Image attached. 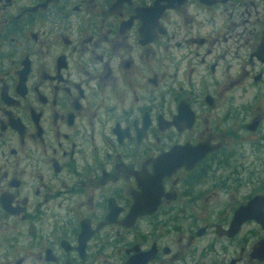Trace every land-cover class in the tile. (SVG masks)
Wrapping results in <instances>:
<instances>
[{
  "label": "flooded vegetation",
  "instance_id": "flooded-vegetation-1",
  "mask_svg": "<svg viewBox=\"0 0 264 264\" xmlns=\"http://www.w3.org/2000/svg\"><path fill=\"white\" fill-rule=\"evenodd\" d=\"M0 264H264V0H0Z\"/></svg>",
  "mask_w": 264,
  "mask_h": 264
},
{
  "label": "water",
  "instance_id": "water-1",
  "mask_svg": "<svg viewBox=\"0 0 264 264\" xmlns=\"http://www.w3.org/2000/svg\"><path fill=\"white\" fill-rule=\"evenodd\" d=\"M203 146V145H202ZM201 146V147H202ZM207 152V148H206V146H204L203 148H202V150L200 151V153L199 154H197V158L196 159H199L202 155H204L205 153ZM175 167H177V166H173L172 168H170V169H172L173 170V168H175ZM159 175H161V174H159ZM158 175V176H159ZM167 175H169V172L168 171H166L165 169H163V174L161 175V176H167ZM160 176V177H161ZM160 194H161V192H160V188L158 187V185H157V188H155V189H152L151 191H150V197H151V201H150V207L148 208V209H145V210H139V208H140V202L141 201H137L136 203H135V205H134V208H133V210H131L133 213H131V215L132 216H135L136 214H138V213H141V212H152L153 211V209H154V207L158 204V199H159V196H160ZM240 213H244V211H240ZM239 213V211L238 212H236L235 213V216H237L238 214H240ZM255 213H258V211H253V210H251L250 212H249V214L251 215V216H253ZM237 220V217L235 218V221ZM231 226H233V224L231 225Z\"/></svg>",
  "mask_w": 264,
  "mask_h": 264
},
{
  "label": "rangeland",
  "instance_id": "rangeland-1",
  "mask_svg": "<svg viewBox=\"0 0 264 264\" xmlns=\"http://www.w3.org/2000/svg\"><path fill=\"white\" fill-rule=\"evenodd\" d=\"M199 70H200V69H199ZM203 74H204V73H203ZM208 81H209V76H208V75H205V74H204V77L202 78V82L199 81V78H198V77L195 78V83H196L198 89H206V88H207V83H208ZM200 104H201V103L199 102L198 107L201 106ZM218 199H221L220 195L217 196V198H216L215 200H216L217 202H219ZM204 210H205V211H208V209H204ZM209 210H210V209H209ZM215 212H217L216 209H215Z\"/></svg>",
  "mask_w": 264,
  "mask_h": 264
}]
</instances>
